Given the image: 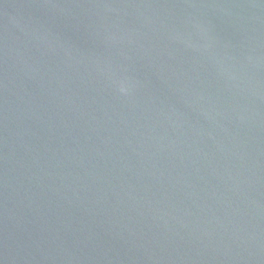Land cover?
Segmentation results:
<instances>
[{"label":"water","instance_id":"obj_1","mask_svg":"<svg viewBox=\"0 0 264 264\" xmlns=\"http://www.w3.org/2000/svg\"><path fill=\"white\" fill-rule=\"evenodd\" d=\"M0 264H264V0H0Z\"/></svg>","mask_w":264,"mask_h":264}]
</instances>
